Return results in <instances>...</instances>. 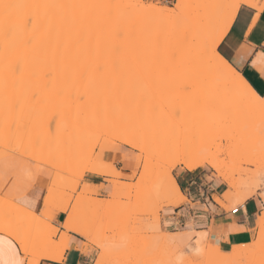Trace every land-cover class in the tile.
<instances>
[{
	"label": "snow or ice",
	"instance_id": "1",
	"mask_svg": "<svg viewBox=\"0 0 264 264\" xmlns=\"http://www.w3.org/2000/svg\"><path fill=\"white\" fill-rule=\"evenodd\" d=\"M0 8V264H264V0Z\"/></svg>",
	"mask_w": 264,
	"mask_h": 264
},
{
	"label": "rangeland",
	"instance_id": "2",
	"mask_svg": "<svg viewBox=\"0 0 264 264\" xmlns=\"http://www.w3.org/2000/svg\"><path fill=\"white\" fill-rule=\"evenodd\" d=\"M140 39H141L140 37H133L129 40V42L127 44V52H126V54L129 58H134V56L137 54V43L139 44ZM132 50H135V54L133 57H130ZM198 85H200L202 87L203 84H198ZM198 85H197V88H199ZM197 88L195 85H193V91H192L191 97L182 99V105H183V107H185V112H187L186 115L189 116L193 120L201 118V116L204 113L210 111L215 104L214 103V104H212L213 106L209 105L207 107L206 101H208V102H212V101L205 99L206 97L203 95L201 96V94H200L201 88L199 89L200 91H198ZM195 91H196V93H195ZM200 96L203 97L206 101H203L204 99L200 98Z\"/></svg>",
	"mask_w": 264,
	"mask_h": 264
},
{
	"label": "bare ground",
	"instance_id": "3",
	"mask_svg": "<svg viewBox=\"0 0 264 264\" xmlns=\"http://www.w3.org/2000/svg\"><path fill=\"white\" fill-rule=\"evenodd\" d=\"M16 2H19V0H0V3H3V4H10V3H16ZM3 11H4V9L3 8H0V13H3ZM13 15H15V10H13V13H12ZM137 46H138V43H137ZM134 51V52H133ZM134 54H135V50H132V53H131V56L130 57H133L134 56ZM135 57V56H134ZM198 84H203L202 85V87L200 86V85H198ZM193 85H195L196 86V88H197V85L199 86V88H197L198 89V91H200L199 89L201 88V96L203 95V96H205L206 98L205 99H207V100H210V101H212V102H208V101H206L203 97H201L200 96V98H203L204 100L203 101H206V106L208 107L209 105H212V104H214L215 103V101H214V99H213V96H212V94H211V91H210V89H209V87H208V85L206 84V83H204V82H200V81H196V82H194L193 83ZM204 86V87H203ZM195 88V87H194ZM196 90V89H195ZM195 93H196V91H195ZM211 103V104H210ZM213 106V105H212ZM184 109H185V107H184ZM209 109V108H208ZM208 111V110H207ZM187 113V112H186ZM189 117V116H188Z\"/></svg>",
	"mask_w": 264,
	"mask_h": 264
},
{
	"label": "crops",
	"instance_id": "4",
	"mask_svg": "<svg viewBox=\"0 0 264 264\" xmlns=\"http://www.w3.org/2000/svg\"><path fill=\"white\" fill-rule=\"evenodd\" d=\"M253 43H255V41H253ZM193 196H195V193H192ZM205 199H207V197H205ZM196 216L198 218H202V219H197V223L200 224V223H209V217L212 216V213L211 211L207 208V207H198L196 209ZM198 231L200 230L199 228L197 229Z\"/></svg>",
	"mask_w": 264,
	"mask_h": 264
}]
</instances>
